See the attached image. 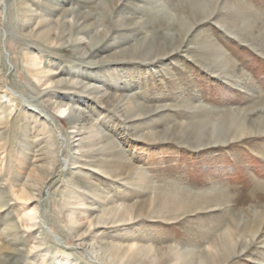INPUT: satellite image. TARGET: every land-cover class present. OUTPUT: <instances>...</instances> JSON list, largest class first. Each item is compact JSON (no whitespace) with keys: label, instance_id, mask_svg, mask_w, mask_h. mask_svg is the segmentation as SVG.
Masks as SVG:
<instances>
[{"label":"rangeland","instance_id":"1","mask_svg":"<svg viewBox=\"0 0 264 264\" xmlns=\"http://www.w3.org/2000/svg\"><path fill=\"white\" fill-rule=\"evenodd\" d=\"M14 262L264 264V0H0Z\"/></svg>","mask_w":264,"mask_h":264},{"label":"bare ground","instance_id":"2","mask_svg":"<svg viewBox=\"0 0 264 264\" xmlns=\"http://www.w3.org/2000/svg\"><path fill=\"white\" fill-rule=\"evenodd\" d=\"M202 14V13H201ZM211 15V13H209V14H205V15H202V16H199V17H201L200 19H198V20H200V21H203V20H205V19H207L209 16ZM197 20V21H198ZM118 22V21H117ZM79 23V22H78ZM122 24V23H121ZM85 29V28H84ZM78 44H80V43H78ZM81 45V44H80ZM94 45H96V44H90L89 45V47H86V51H88V50H90ZM102 52V51H101ZM78 55V54H77ZM92 56V55H91ZM83 80V79H82ZM91 82V81H90ZM56 86V85H55ZM103 89V88H102ZM81 91V90H80ZM42 93L41 94H39L38 96H37V98L39 97V98H41V99H44V98H46L47 96H45V95H43L42 97ZM57 97V99L59 98H62L61 97V95H57L56 96ZM63 100V99H62ZM41 102H43V100H41ZM59 106V105H58ZM62 106H59V108H61ZM68 120L70 121V122H77V121H81V122H84V121H86V119L87 118H85V116L81 113V112H78V111H75V109H73V108H71L70 110H69V114H68ZM233 123V122H232ZM234 137H237V136H241V135H243V134H245V135H250L252 132H251V128H250V126H247V125H245L243 122H238V123H235L234 124ZM221 133V132H220ZM98 149V148H97ZM76 150V149H75ZM44 157V156H43ZM74 158V157H73ZM40 160V159H39ZM44 180H46V178L44 179ZM84 240V238H83V236H81V237H79V239H77V241H83ZM13 241V240H12ZM80 242V245H82V243ZM9 243V242H8ZM11 243V242H10ZM19 243V242H18ZM13 248V247H12ZM12 262V261H11ZM13 264H18V263H16V262H14Z\"/></svg>","mask_w":264,"mask_h":264}]
</instances>
